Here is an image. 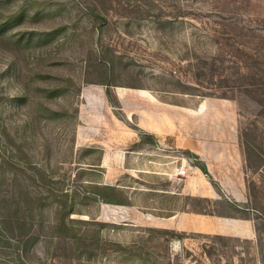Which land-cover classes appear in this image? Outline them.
I'll return each mask as SVG.
<instances>
[{
	"label": "rangeland",
	"instance_id": "rangeland-1",
	"mask_svg": "<svg viewBox=\"0 0 264 264\" xmlns=\"http://www.w3.org/2000/svg\"><path fill=\"white\" fill-rule=\"evenodd\" d=\"M262 75L264 0H0V264H264Z\"/></svg>",
	"mask_w": 264,
	"mask_h": 264
},
{
	"label": "trees",
	"instance_id": "trees-1",
	"mask_svg": "<svg viewBox=\"0 0 264 264\" xmlns=\"http://www.w3.org/2000/svg\"><path fill=\"white\" fill-rule=\"evenodd\" d=\"M257 80H258V84H256V89L255 90H252V87H251L252 85L251 86L250 85H247L246 86V89H247L246 92H248L249 94H252V93L259 94V95L262 96V98H264V76L262 75ZM132 128L138 131V133H139L138 134L139 139L137 141L131 143L130 144V148H131V150L141 149L142 144L145 142L146 138L149 139L151 137L148 136V135H146L145 133H142V131L138 130V128H136V127H132ZM248 137H249V134H248ZM252 140H254V139H252ZM244 141H245V143H244L245 148L247 147V152H249L250 145L251 144H250V141L247 142V134L246 133L244 134ZM186 154L190 155L188 152ZM199 169L203 173H205V167L203 165H200L199 166ZM103 190L106 191V192L112 193L114 191V188L112 186H106V187L103 188ZM96 195L101 198V200H102L103 203L109 204V203H112L113 202V200L111 199V197L106 196V195H103L100 192L99 193H96Z\"/></svg>",
	"mask_w": 264,
	"mask_h": 264
},
{
	"label": "built area",
	"instance_id": "built-area-1",
	"mask_svg": "<svg viewBox=\"0 0 264 264\" xmlns=\"http://www.w3.org/2000/svg\"><path fill=\"white\" fill-rule=\"evenodd\" d=\"M185 173H186V170L183 167H181L180 169L174 172V177L176 178L183 177Z\"/></svg>",
	"mask_w": 264,
	"mask_h": 264
},
{
	"label": "crops",
	"instance_id": "crops-1",
	"mask_svg": "<svg viewBox=\"0 0 264 264\" xmlns=\"http://www.w3.org/2000/svg\"><path fill=\"white\" fill-rule=\"evenodd\" d=\"M150 132V131H149ZM134 136H135V134L134 133H132V140L130 141V143H132L133 142V140H134ZM136 137H137V135H136ZM176 147H178L177 145H175ZM185 153H189V154H192V152L189 150V149H186L185 151H184Z\"/></svg>",
	"mask_w": 264,
	"mask_h": 264
}]
</instances>
